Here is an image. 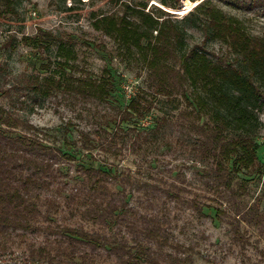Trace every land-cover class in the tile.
Masks as SVG:
<instances>
[{"label":"rangeland","instance_id":"rangeland-1","mask_svg":"<svg viewBox=\"0 0 264 264\" xmlns=\"http://www.w3.org/2000/svg\"><path fill=\"white\" fill-rule=\"evenodd\" d=\"M189 1L180 0L179 8L168 7L162 0H16L15 12L0 7V105L32 123V132L60 152L54 165L58 181L42 193L44 214L39 223L43 227L36 232L16 231L2 240L0 264H30L41 246L55 254L62 240L58 224L103 229L82 220L80 199L71 198L84 184L82 164L113 168L118 176L112 187L142 214L159 217L170 232L168 246L190 256L187 264H264V96L256 109L257 162L233 172V186L244 185L245 190L238 189L235 199L224 200L203 175L206 162L200 160L192 121H212L208 113L199 118L191 114L198 107L192 88L187 87L186 96L157 93L141 58L129 55L125 46L95 24L103 15L125 14L140 22V11L153 12L160 19L180 20L185 47L196 46L214 60L231 63L236 62V53L229 51L228 43L208 34L210 12L225 15L249 37L264 40V0H195L186 11H179ZM46 31L71 47V65L59 64L65 57L59 54L57 41L24 40L25 36H46ZM50 74L64 80H102L108 95L103 101L65 91L46 95L34 87L35 80ZM259 83L264 91V80ZM140 94L151 103L140 99V112L132 111L123 119L130 100ZM115 129L123 130L115 136L112 149L97 143L86 146L82 139V132L95 138L98 130L105 139ZM12 131L25 129L17 126ZM228 167L233 168L232 160ZM254 202L259 203L260 220L241 219L238 210ZM50 223L51 228L44 227ZM78 244L75 260L79 262L83 256ZM62 257L65 264L69 256ZM91 257L93 264H118L102 251Z\"/></svg>","mask_w":264,"mask_h":264},{"label":"trees","instance_id":"trees-1","mask_svg":"<svg viewBox=\"0 0 264 264\" xmlns=\"http://www.w3.org/2000/svg\"><path fill=\"white\" fill-rule=\"evenodd\" d=\"M192 1L178 10L186 11L189 4L194 3ZM15 2L0 0V7H4L1 11L15 12ZM162 2L168 7H180V0ZM140 16L142 21L136 22L125 14L103 15L95 24L125 46L129 55L137 54L141 58L157 93L186 96L187 87L192 88L198 107L190 111L191 114L199 118L208 113L212 121L203 124L192 121L197 132L200 160L206 162L203 169L206 183L224 200L235 199L238 189L245 190V187L233 186V172L254 166L258 159L256 109L264 96L259 85V81L264 80V40L249 37L236 21L210 12L206 22L208 34L228 43L229 51L236 53L235 63L214 60L196 46H184L185 30L180 20L160 19L161 16L153 12L140 11ZM44 34L46 36H25L24 40L39 44L48 39L57 41L59 54L65 57L59 64L71 65V47L52 32ZM143 38H146L145 44ZM34 87L46 95L65 91L75 97L101 101L108 95L106 84L91 77L64 80L50 74L42 81L36 79ZM142 98L151 103L144 94L137 95L124 110L123 119L132 111L140 112ZM17 126L25 131L13 132L12 128ZM34 129L32 123L0 105V248L4 246L2 240L16 231L36 232L43 227L39 223L44 214L40 207L42 193L58 181V169L54 165L60 152L34 134ZM116 129L105 139L98 130L95 138L89 132H82V139L86 146L97 143L104 149H112L115 136H121L123 130ZM230 160L233 161L232 169L228 167ZM80 168L84 184L77 194H71V198L79 197L78 210L82 220L103 229L58 224L62 239L58 241L59 250L52 254L47 246H41L37 257L29 260L30 264H61L63 254L69 256L64 260L65 264L67 261H71L68 264H93L91 255L101 254V251L118 264H187L190 261V256L168 246L170 232L158 216L142 214L128 202L122 191L112 187L118 176L113 168L85 164ZM259 207V203L254 202L248 209H239L237 213L243 220L259 221L262 217ZM44 227L51 228L52 225ZM63 242L66 244L61 245ZM78 243L82 244L79 254L83 256L79 262L75 260L76 248L80 247Z\"/></svg>","mask_w":264,"mask_h":264}]
</instances>
